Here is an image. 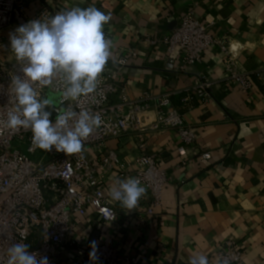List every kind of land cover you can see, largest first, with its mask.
I'll return each mask as SVG.
<instances>
[{
	"label": "crops",
	"instance_id": "crops-1",
	"mask_svg": "<svg viewBox=\"0 0 264 264\" xmlns=\"http://www.w3.org/2000/svg\"><path fill=\"white\" fill-rule=\"evenodd\" d=\"M25 2L28 16L76 6H95L110 15L104 32L113 55L106 65L122 61L115 73L118 93L111 101L171 94L184 125L193 132L188 145L174 129L150 128L107 142L125 165L141 155H156L167 184L152 215L147 213L150 199L141 197L133 210L117 202L118 217L111 225L94 214L80 216L77 229L89 233L86 246L91 248V241L111 242L131 264H188L197 254L218 264L217 253L234 241L243 252L240 264H264V85L257 76L264 69V0ZM188 14L212 24L228 53L213 46L194 64L167 55L164 38ZM15 29L13 25L0 31L1 62L15 59L9 39ZM228 58L247 73L249 91L226 74ZM199 81L210 84L207 101L194 92ZM145 117L152 123L155 111ZM83 154L91 161L98 159L90 149ZM117 180H123L117 172L107 176L110 190ZM61 253L65 259L72 257L68 250Z\"/></svg>",
	"mask_w": 264,
	"mask_h": 264
},
{
	"label": "built area",
	"instance_id": "built-area-1",
	"mask_svg": "<svg viewBox=\"0 0 264 264\" xmlns=\"http://www.w3.org/2000/svg\"><path fill=\"white\" fill-rule=\"evenodd\" d=\"M25 0H0V31L10 26L28 23L57 13L44 9L28 16ZM157 41H152L156 45ZM163 46L170 57L179 56L185 63L194 64L203 53L213 46H219L228 53L227 46L213 32L212 24L186 15L181 23L163 40ZM122 61L105 67L98 80L94 93L81 97L78 101L55 104L60 107L72 106L77 111L90 110L99 113L102 125L84 141V150L90 149L98 156L89 160L83 151L80 154L66 155L63 152L43 151L38 161L35 155L41 149L32 146L30 130L0 131V264H6L7 249L15 242L28 244L30 253L47 256L49 264H131L122 259L111 242L97 245L98 260L90 259L91 248L85 242L87 230L78 231L76 220L80 216L94 214L106 225L113 224L118 212L117 201L110 197V189L105 182L107 176L117 172L123 180L138 178L146 192L143 197L150 199L149 215L159 205L167 176L159 166L156 155H141L132 165H125L114 149L107 148V142L126 133L174 129L186 145L193 141V132L184 125L182 115L173 106L171 94L156 96L145 93L139 99L120 96L118 102L111 97L118 93L115 73ZM226 74L235 80L242 90L249 91L252 82L247 73L240 71L236 62L228 58ZM20 74L19 65L14 59L10 63L0 61V119L6 118L11 107V78ZM264 85V69L257 73ZM210 84L199 81L194 92L201 101L211 98ZM47 95L48 88L41 90ZM155 111L156 120L146 123L145 114ZM56 116L51 117L54 121ZM108 149V150H107ZM180 154L185 155L184 148ZM204 157L209 158L205 154ZM68 250L72 257L65 259L61 250ZM243 252L236 242L229 241L217 253L218 264H240Z\"/></svg>",
	"mask_w": 264,
	"mask_h": 264
},
{
	"label": "clouds",
	"instance_id": "clouds-1",
	"mask_svg": "<svg viewBox=\"0 0 264 264\" xmlns=\"http://www.w3.org/2000/svg\"><path fill=\"white\" fill-rule=\"evenodd\" d=\"M110 15L95 6L72 7L31 20L10 34V49L20 74L11 78V107L0 119V131L30 130L32 146L66 155L84 151V141L103 121L99 113L74 107H53L57 100L78 101L96 91L98 80L112 57V42L104 26ZM50 89L42 95V89ZM53 110L55 120L51 119ZM146 189L138 178L117 180L110 197L126 210L138 206ZM90 259L96 261L97 242L91 241ZM28 244L12 243L6 264H49L47 256L30 253ZM188 264H209L206 255H193ZM223 264H227L225 260Z\"/></svg>",
	"mask_w": 264,
	"mask_h": 264
},
{
	"label": "rangeland",
	"instance_id": "rangeland-1",
	"mask_svg": "<svg viewBox=\"0 0 264 264\" xmlns=\"http://www.w3.org/2000/svg\"><path fill=\"white\" fill-rule=\"evenodd\" d=\"M16 27V26H15ZM17 28V27H16ZM43 155V151L40 150L38 151L35 155H30V158L33 160V161H38V159H40V157Z\"/></svg>",
	"mask_w": 264,
	"mask_h": 264
},
{
	"label": "water",
	"instance_id": "water-1",
	"mask_svg": "<svg viewBox=\"0 0 264 264\" xmlns=\"http://www.w3.org/2000/svg\"><path fill=\"white\" fill-rule=\"evenodd\" d=\"M53 107H57V108H59L60 106L59 105H57V104H55V106H53ZM53 116H56V112L53 110V114H52Z\"/></svg>",
	"mask_w": 264,
	"mask_h": 264
}]
</instances>
